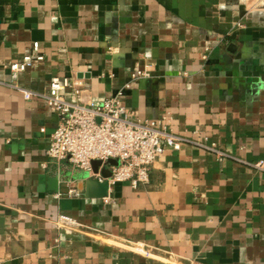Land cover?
<instances>
[{"label": "crops", "instance_id": "crops-1", "mask_svg": "<svg viewBox=\"0 0 264 264\" xmlns=\"http://www.w3.org/2000/svg\"><path fill=\"white\" fill-rule=\"evenodd\" d=\"M36 41L45 59L13 71ZM65 77L83 86L62 93L85 102L129 85L137 118L230 157L167 148L149 183L88 197L86 172L47 155L57 112L11 85ZM260 160L264 0H0V264H264ZM61 178L84 196L57 197Z\"/></svg>", "mask_w": 264, "mask_h": 264}, {"label": "built area", "instance_id": "built-area-1", "mask_svg": "<svg viewBox=\"0 0 264 264\" xmlns=\"http://www.w3.org/2000/svg\"><path fill=\"white\" fill-rule=\"evenodd\" d=\"M40 47V42H34L32 50L22 60L14 62L11 69L15 72H24L35 62L43 61L45 56L41 53ZM149 75L148 70H139L133 77L138 79ZM11 85L29 100L33 98L45 100L48 106L57 112V125L50 135L47 148L48 157L58 165L68 162L73 167L83 170L87 174V179L108 181V194L103 197L106 202L112 201L110 194L118 182L130 181L135 188L149 183L151 166L167 148L179 150L186 143H194L216 152L220 157H230L214 146L174 133L169 129L164 117L156 120L137 118L123 101L129 85L102 101L88 102L79 98L70 100L62 93L72 88L79 94L82 89L83 83L72 81L68 77L54 78L47 91L32 90L19 84ZM110 159H118L119 164H110ZM95 160L101 162L97 172L93 168ZM251 165L264 171V160ZM104 168L111 170L110 177L104 176ZM60 183L66 189H60L57 197L84 196L76 179L61 178ZM61 221L69 227L77 225L67 216H62Z\"/></svg>", "mask_w": 264, "mask_h": 264}, {"label": "water", "instance_id": "water-1", "mask_svg": "<svg viewBox=\"0 0 264 264\" xmlns=\"http://www.w3.org/2000/svg\"><path fill=\"white\" fill-rule=\"evenodd\" d=\"M109 163L112 165L119 164L118 159H110ZM101 165V162L98 160L93 161V168L97 172L99 170V166ZM103 174L105 177H110L112 175V172L109 168L103 169ZM54 183L53 188L55 190L59 189V178L56 177L52 181ZM109 189V183L108 181L100 182L98 179L94 178H88L86 179V194L88 197H98L102 198L105 197L108 194Z\"/></svg>", "mask_w": 264, "mask_h": 264}]
</instances>
